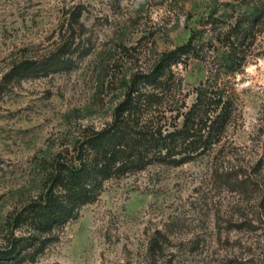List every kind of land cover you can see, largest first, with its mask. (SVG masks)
Listing matches in <instances>:
<instances>
[{"label":"rangeland","instance_id":"rangeland-1","mask_svg":"<svg viewBox=\"0 0 264 264\" xmlns=\"http://www.w3.org/2000/svg\"><path fill=\"white\" fill-rule=\"evenodd\" d=\"M257 4L0 0V248L13 239L33 245L22 264H264V23L247 39L234 31ZM71 26L73 63L43 69ZM190 41L193 53L173 67L175 83L185 95L219 78L234 101L221 144L181 167L156 164L106 180L95 202L47 233L31 225L29 207L44 199L58 165L112 124L137 75ZM228 48L246 57L235 72ZM155 239L167 240L162 253L151 249Z\"/></svg>","mask_w":264,"mask_h":264},{"label":"trees","instance_id":"trees-1","mask_svg":"<svg viewBox=\"0 0 264 264\" xmlns=\"http://www.w3.org/2000/svg\"><path fill=\"white\" fill-rule=\"evenodd\" d=\"M263 23L264 0H258L252 14L238 19L234 26L236 38L247 39L251 32L253 36L254 29ZM76 36V29L71 26L70 35L43 63V69L58 64L66 65L65 69H68L73 63L70 55ZM194 48L190 41L164 53L149 73L137 75L124 101L117 107L112 124L88 134L75 148L74 160L58 165L57 175L49 180L51 187L44 199L29 207L31 225H37L47 233L64 225L83 206L95 202L106 180L156 164L181 167L208 156L221 144L232 123L234 101L221 88L219 78L210 76L185 95L182 86L175 83L174 65L184 56L191 55ZM227 50V63L235 72L244 65L246 57L240 48ZM167 74L170 79L165 81ZM190 93L193 99L189 107ZM262 166L260 163L259 168ZM247 185L250 187V183ZM259 195V205L264 206V191L260 190ZM247 225L244 222L234 227L241 230ZM166 241L153 240L151 249L162 253ZM22 242L13 239L9 246L0 248V263L22 264L25 251L33 248V245H23ZM49 243V238L43 240L39 251H44Z\"/></svg>","mask_w":264,"mask_h":264}]
</instances>
